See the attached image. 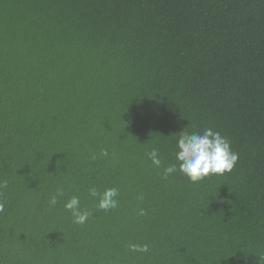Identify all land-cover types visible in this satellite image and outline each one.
Masks as SVG:
<instances>
[{"label":"trees","instance_id":"1","mask_svg":"<svg viewBox=\"0 0 264 264\" xmlns=\"http://www.w3.org/2000/svg\"><path fill=\"white\" fill-rule=\"evenodd\" d=\"M205 128L231 172L163 179ZM0 183V264H264V0H0Z\"/></svg>","mask_w":264,"mask_h":264},{"label":"clouds","instance_id":"2","mask_svg":"<svg viewBox=\"0 0 264 264\" xmlns=\"http://www.w3.org/2000/svg\"><path fill=\"white\" fill-rule=\"evenodd\" d=\"M176 148L175 159L178 166L177 164H170L164 167L163 179H168L179 171L191 182L196 183L209 175H223L226 172H231L238 160V153L232 150L228 138L211 128H205L202 133L181 131L178 135ZM99 155L108 157L109 152L107 149H101ZM146 155L153 166L161 168L162 159L157 148H152ZM91 158L96 159L97 157L93 155ZM3 187H6V184L0 183V188ZM88 195L96 198L99 210L109 211L118 207L119 190L116 187L105 188L102 192L95 187H90ZM60 196H63V189L57 188L56 194L49 198V207H54L58 202L57 198ZM139 198L143 199V196L141 195ZM64 208L71 213L73 222L79 225L85 224L93 215L92 211L81 206L77 196L69 198L64 203ZM3 210L4 204L0 202V212ZM146 214L143 208L137 211L138 216H145ZM128 248L137 253L149 251L147 244H129Z\"/></svg>","mask_w":264,"mask_h":264}]
</instances>
